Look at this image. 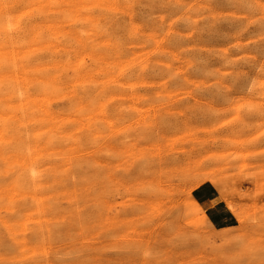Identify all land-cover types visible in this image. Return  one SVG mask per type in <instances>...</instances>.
I'll return each mask as SVG.
<instances>
[{
  "label": "bare ground",
  "instance_id": "obj_1",
  "mask_svg": "<svg viewBox=\"0 0 264 264\" xmlns=\"http://www.w3.org/2000/svg\"><path fill=\"white\" fill-rule=\"evenodd\" d=\"M263 95L264 0H0V264H240L264 222L196 236L158 196L162 106L227 100L252 129ZM218 176L189 215L204 183L232 209Z\"/></svg>",
  "mask_w": 264,
  "mask_h": 264
},
{
  "label": "rangeland",
  "instance_id": "obj_2",
  "mask_svg": "<svg viewBox=\"0 0 264 264\" xmlns=\"http://www.w3.org/2000/svg\"><path fill=\"white\" fill-rule=\"evenodd\" d=\"M199 94L204 95L205 92ZM243 94L256 97L248 91ZM235 96H238L236 92L231 97ZM251 101L253 106L256 105L250 113L252 123H255L252 129L240 127L235 123L232 119L233 106L227 105V100L214 101L207 106L199 102L167 103L162 106L165 110L162 124L166 134L164 133L165 137L158 142L161 149L159 157L163 165L157 193H160L159 197L169 196L180 203L177 214L180 224L196 236L212 232L206 231L201 223L212 224L215 229H238L241 226L238 218L248 227L264 222V194L257 190L259 187L264 189V169L245 171L250 158L241 160L234 157L237 153H249L257 162L264 164V95L261 98H252ZM206 110H215L216 113ZM206 170H214L221 177L232 200V209L226 207L211 184L204 183L191 193L199 204L198 216L192 217L186 211L187 195L181 190L186 192L197 176ZM115 176L120 181L124 179L123 167L116 171ZM248 180H257L259 187L243 185ZM236 185H239L242 191L251 186L260 195L261 205L257 208V216L254 217L255 211L251 212V206L247 205L245 209L241 205L234 193ZM200 189L216 193V201L198 199L195 192ZM119 200L116 196L115 201ZM220 209L232 215L233 220L228 225L217 223ZM234 212H238L239 217L235 216ZM250 212L252 214H249ZM198 219H202V222ZM240 259V264H264V247L250 248Z\"/></svg>",
  "mask_w": 264,
  "mask_h": 264
},
{
  "label": "crops",
  "instance_id": "obj_3",
  "mask_svg": "<svg viewBox=\"0 0 264 264\" xmlns=\"http://www.w3.org/2000/svg\"><path fill=\"white\" fill-rule=\"evenodd\" d=\"M195 195L197 196L198 199L200 200H205V199H210L211 201H216V193L214 194L212 191H204L203 189L201 190H197L195 192ZM243 197H244V201L247 205L251 206L252 208H258L261 205V198L260 195L256 192V190L251 187V186H247V188H245L243 190ZM219 201V203L221 202V200H217ZM219 214V220L217 223H221V225H228L230 221L233 220L232 215H230L229 212H226L224 209H220V211L218 212ZM259 214L258 209L255 210L254 212V217L257 216Z\"/></svg>",
  "mask_w": 264,
  "mask_h": 264
}]
</instances>
